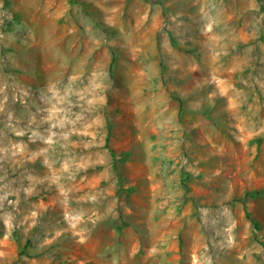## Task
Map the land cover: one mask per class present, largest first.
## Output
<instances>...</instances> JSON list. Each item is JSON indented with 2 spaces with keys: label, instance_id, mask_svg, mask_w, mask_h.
<instances>
[{
  "label": "rangeland",
  "instance_id": "rangeland-1",
  "mask_svg": "<svg viewBox=\"0 0 264 264\" xmlns=\"http://www.w3.org/2000/svg\"><path fill=\"white\" fill-rule=\"evenodd\" d=\"M0 264H264V0H0Z\"/></svg>",
  "mask_w": 264,
  "mask_h": 264
},
{
  "label": "trees",
  "instance_id": "trees-1",
  "mask_svg": "<svg viewBox=\"0 0 264 264\" xmlns=\"http://www.w3.org/2000/svg\"><path fill=\"white\" fill-rule=\"evenodd\" d=\"M110 150H111V153H112V155H113V157H114V162H115V151H114L113 149H110ZM114 168H115L116 171L118 172V169H117V167H116L115 164H114ZM255 194H259V191H256V192L253 193V195H255Z\"/></svg>",
  "mask_w": 264,
  "mask_h": 264
}]
</instances>
